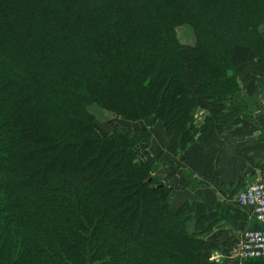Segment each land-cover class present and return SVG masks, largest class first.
Returning <instances> with one entry per match:
<instances>
[{
    "label": "trees",
    "instance_id": "1",
    "mask_svg": "<svg viewBox=\"0 0 264 264\" xmlns=\"http://www.w3.org/2000/svg\"><path fill=\"white\" fill-rule=\"evenodd\" d=\"M249 62L264 72V0H0V264H205L138 154L150 129L100 133L89 106L160 121L185 149Z\"/></svg>",
    "mask_w": 264,
    "mask_h": 264
},
{
    "label": "crops",
    "instance_id": "2",
    "mask_svg": "<svg viewBox=\"0 0 264 264\" xmlns=\"http://www.w3.org/2000/svg\"><path fill=\"white\" fill-rule=\"evenodd\" d=\"M239 83L222 111L195 110V127L207 129L197 130L200 136L185 149L160 121L133 122L108 111L107 120L98 122L100 133L150 129L151 140L138 145V154L154 158L152 174L172 189L173 207L184 206L192 216L191 230L206 240L205 264H264V256H240L244 232L263 223L236 199L247 184L264 180V74L244 71Z\"/></svg>",
    "mask_w": 264,
    "mask_h": 264
},
{
    "label": "built area",
    "instance_id": "3",
    "mask_svg": "<svg viewBox=\"0 0 264 264\" xmlns=\"http://www.w3.org/2000/svg\"><path fill=\"white\" fill-rule=\"evenodd\" d=\"M242 206L252 208L256 219L263 224L244 232L240 243V256H264V180L254 181L240 190L236 197Z\"/></svg>",
    "mask_w": 264,
    "mask_h": 264
},
{
    "label": "rangeland",
    "instance_id": "4",
    "mask_svg": "<svg viewBox=\"0 0 264 264\" xmlns=\"http://www.w3.org/2000/svg\"><path fill=\"white\" fill-rule=\"evenodd\" d=\"M177 35H178V39L180 41L181 44H183L184 46H193L196 43V35L194 33V29L191 25L189 24H180L177 28ZM238 55L241 58H245V59H251V53L246 50L245 48H240L237 50ZM251 62L248 63V67H251ZM246 71H250L254 73H261L264 74V72L262 71H256L253 70L252 67L248 68ZM90 111L95 115L96 117V125H97V130H98V122H102L104 123L105 120H107V117L109 116L108 111L99 107L97 104H92L91 106H89ZM201 129V125L198 126L197 130ZM99 132V131H98ZM110 132V131H109Z\"/></svg>",
    "mask_w": 264,
    "mask_h": 264
},
{
    "label": "water",
    "instance_id": "5",
    "mask_svg": "<svg viewBox=\"0 0 264 264\" xmlns=\"http://www.w3.org/2000/svg\"><path fill=\"white\" fill-rule=\"evenodd\" d=\"M163 186H164L163 183H159V184L155 185L154 187H155V188H161V187H163Z\"/></svg>",
    "mask_w": 264,
    "mask_h": 264
}]
</instances>
